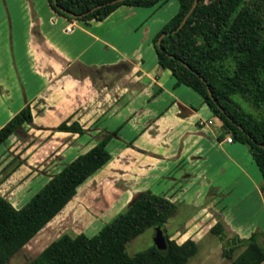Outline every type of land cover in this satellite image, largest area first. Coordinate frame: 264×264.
<instances>
[{
    "label": "crops",
    "instance_id": "crops-1",
    "mask_svg": "<svg viewBox=\"0 0 264 264\" xmlns=\"http://www.w3.org/2000/svg\"><path fill=\"white\" fill-rule=\"evenodd\" d=\"M173 1L122 5L85 22L59 14L49 0H0V129L28 104L34 115L0 146V172L11 166L0 173L1 195L23 207L105 133L117 132L108 145L113 158L47 227L77 198L97 196L95 184L109 176V218L151 190L178 204L171 218L180 227L166 223L178 243H198V230L218 222L229 235L264 234L263 176L249 148L229 142L201 94L176 86L159 65L153 40L180 6ZM65 120L86 132L56 131Z\"/></svg>",
    "mask_w": 264,
    "mask_h": 264
},
{
    "label": "trees",
    "instance_id": "trees-1",
    "mask_svg": "<svg viewBox=\"0 0 264 264\" xmlns=\"http://www.w3.org/2000/svg\"><path fill=\"white\" fill-rule=\"evenodd\" d=\"M167 1L49 3L69 19L88 22L103 20L122 5L152 7ZM178 1V12L153 40L159 65L172 72L176 86L186 85L201 94L222 128L249 148L262 173L264 193V0H199L182 28L179 26L196 0ZM238 98L249 102L254 111L246 110ZM33 123V110L28 104L0 129V146L18 128ZM55 130L86 132L80 123L70 120ZM116 134L105 133L102 140L67 164L23 207L17 208L0 194V264H7L21 251L70 203L81 185L113 158L108 145ZM178 208L169 198L147 190L96 235L64 233L29 264H188L199 251L198 243L192 239L178 243L166 227ZM157 227L165 233V250L154 244L133 255L128 252L133 239ZM211 232L224 242L223 255L231 260L230 264H264V234L260 231L241 238L229 235L223 223L218 222Z\"/></svg>",
    "mask_w": 264,
    "mask_h": 264
},
{
    "label": "rangeland",
    "instance_id": "rangeland-1",
    "mask_svg": "<svg viewBox=\"0 0 264 264\" xmlns=\"http://www.w3.org/2000/svg\"><path fill=\"white\" fill-rule=\"evenodd\" d=\"M173 2L179 4L177 0H174ZM167 6L168 5L166 4L162 9H169L170 7ZM174 9L169 11L168 15L170 16V19L178 12L179 7L176 10ZM238 99L246 110L254 111V108L249 102L243 100L242 98ZM215 121L216 125L220 127L222 123L220 119L215 116ZM10 167H6L0 173L4 174L8 172ZM108 177L109 176L101 177L99 184H95V191L98 192L97 196L94 198L92 197L90 200H85V197L77 198V200L72 203V205L67 207L65 213L62 216L58 217L48 227L46 226L7 264H29L40 254L44 247L64 233H69L73 236L78 235L79 233H85L88 236H94L99 233V231L113 219L109 218V212H105L107 206L110 204L109 202L113 199V191L110 193L112 190L111 186H113V179ZM102 194L104 195L102 196ZM33 196H30L28 200H26L25 204ZM169 222L172 223V225H170L171 230H173L175 227H180V224L182 223V221H179L175 218H171ZM91 225L93 227L90 228L89 226ZM204 228L198 230L203 236L198 242L199 251L188 264H230L231 260L223 255L224 242L216 234L206 229V226ZM155 234V228H149L147 231L137 236L128 244V252L133 255L139 251L153 246L155 244ZM239 252H241V250L237 251L236 254Z\"/></svg>",
    "mask_w": 264,
    "mask_h": 264
},
{
    "label": "water",
    "instance_id": "water-1",
    "mask_svg": "<svg viewBox=\"0 0 264 264\" xmlns=\"http://www.w3.org/2000/svg\"><path fill=\"white\" fill-rule=\"evenodd\" d=\"M198 1L199 0H196L195 4H194V7L190 10V12L187 14V16L184 18L182 24L179 26V28H182L183 25L186 23L189 15L191 14V12L193 11V9L196 7V5L198 4ZM97 7L93 8L92 10L88 11L87 13H90L91 11H93L94 9H96ZM83 16V15H82ZM165 35V34H164ZM164 35L160 38V42L162 40V38L164 37ZM211 93V91H210ZM212 94V93H211ZM140 195H138L134 200L133 202L139 197ZM132 202V203H133ZM131 203V204H132ZM130 204V205H131ZM156 234H155V237H154V241H155V245L160 249V250H165L167 248V240H166V236H165V233L163 231V229L161 227H157L156 229Z\"/></svg>",
    "mask_w": 264,
    "mask_h": 264
},
{
    "label": "built area",
    "instance_id": "built-area-1",
    "mask_svg": "<svg viewBox=\"0 0 264 264\" xmlns=\"http://www.w3.org/2000/svg\"><path fill=\"white\" fill-rule=\"evenodd\" d=\"M67 31H72V26H68V27H67ZM210 123H211V121H210ZM201 124H205V122L202 121ZM228 141H229V142H232V141H233L232 136L228 137Z\"/></svg>",
    "mask_w": 264,
    "mask_h": 264
}]
</instances>
